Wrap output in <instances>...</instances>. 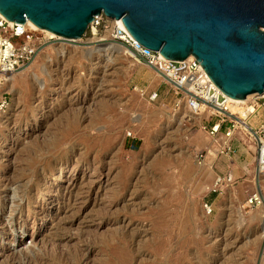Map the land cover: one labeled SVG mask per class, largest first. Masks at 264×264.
<instances>
[{
	"label": "rangeland",
	"instance_id": "obj_1",
	"mask_svg": "<svg viewBox=\"0 0 264 264\" xmlns=\"http://www.w3.org/2000/svg\"><path fill=\"white\" fill-rule=\"evenodd\" d=\"M102 17L96 39L92 26L78 39L33 30L35 57L4 86L0 264H264L252 142L236 136L210 157L204 117L177 106ZM107 45L122 50H97Z\"/></svg>",
	"mask_w": 264,
	"mask_h": 264
},
{
	"label": "water",
	"instance_id": "obj_2",
	"mask_svg": "<svg viewBox=\"0 0 264 264\" xmlns=\"http://www.w3.org/2000/svg\"><path fill=\"white\" fill-rule=\"evenodd\" d=\"M0 13L68 39L104 13L169 59L196 56L228 96L264 94V0H0Z\"/></svg>",
	"mask_w": 264,
	"mask_h": 264
},
{
	"label": "built area",
	"instance_id": "obj_3",
	"mask_svg": "<svg viewBox=\"0 0 264 264\" xmlns=\"http://www.w3.org/2000/svg\"><path fill=\"white\" fill-rule=\"evenodd\" d=\"M103 21L102 13L95 15L93 25L99 28ZM112 38L125 48L126 53L140 63L155 70L167 82L178 98L177 106L185 104L188 113L194 118L204 117L203 128L217 142L221 152L231 153V141L243 135L254 147L256 168L259 176L264 174V94H255L246 103L235 105L232 99L221 91L211 80L201 61L194 55L183 60L165 57L160 51L152 50L137 39L124 27L111 25ZM27 38V42L16 40ZM34 32L23 24H9L0 15V85L19 68L28 64L37 53L33 41ZM146 94V93H143ZM150 100L158 97L157 92L147 93ZM10 101L6 93L0 94V122L8 110ZM1 125V124H0ZM132 136L128 132L127 137ZM209 153V152H208ZM199 161L204 154L200 153ZM231 178L218 176L216 186ZM262 202L260 193H254L249 203ZM208 205H206L207 207Z\"/></svg>",
	"mask_w": 264,
	"mask_h": 264
},
{
	"label": "bare ground",
	"instance_id": "obj_4",
	"mask_svg": "<svg viewBox=\"0 0 264 264\" xmlns=\"http://www.w3.org/2000/svg\"><path fill=\"white\" fill-rule=\"evenodd\" d=\"M0 15L3 17V18H5L8 22H9V24H13L14 22L12 21V20H10V19H8L6 16H4L2 13H0ZM112 20V25H115V24H118V25H120V26H122V27H124L127 31H128V29L126 28V26L124 25V23H123V21H122V19H117V18H115V19H111ZM94 23L93 22H91L90 23V25H89V28H91V26H92V32H93V34H94V38L96 39L97 37H99L101 34H100V30H99V28L97 27V26H95V25H93ZM25 26L28 28V29H30V30H44V31H46L49 35H51L52 37H54L55 35H54V32H51V31H49V30H47V29H43V28H41V27H39L38 25H36L35 23H33L31 20H29V19H27V21L25 22ZM107 29V28H106ZM109 29V28H108ZM110 31H111V28L109 29ZM109 30H107L108 32H110ZM104 34V33H103ZM105 35V34H104ZM57 36V35H56ZM103 36V35H102ZM92 37V38H93ZM101 38V37H100ZM100 38H98V39H100ZM108 44V43H107ZM113 44V43H112ZM117 45V44H116ZM116 45H107V47L105 46H103L104 47V49H102L101 47L99 48V49H97V48H95V49H97L98 51H100V50H112V49H118V50H122V48L121 47H117ZM109 46V47H108ZM93 49H94V47H93ZM93 49H91V50H93ZM125 50V49H124ZM94 51H96V50H94ZM98 51H97V53H98ZM119 51V52H120ZM60 52V51H59ZM95 53V52H94ZM121 53V52H120ZM123 54V53H122ZM49 55V54H48ZM102 55V54H101ZM44 57V56H43ZM87 57V56H86ZM130 57H132L131 55H130ZM132 58H134V57H132ZM47 60H49V58L47 59ZM134 60H135V58H134ZM134 63V62H133ZM44 64V63H43ZM131 64V63H130ZM136 64V63H135ZM133 65V64H132ZM44 66H48L47 64L46 65H44ZM44 66H42V69H44L45 70V67ZM47 69V68H46ZM51 70V69H50ZM46 71V70H45ZM44 71V72H45ZM60 72V71H59ZM32 73V72H31ZM14 75V74H13ZM10 76V77H8V78H6V80L4 81V83H2L1 85H0V94L2 93V92H4V91H6V89H4V86L5 85H7V84H9V82L12 80V78L14 77V76ZM26 75V74H25ZM36 77V76H35ZM34 78V77H33ZM23 79V78H22ZM15 80V79H14ZM20 83V82H19ZM12 89H13V87H12ZM255 94L253 93V94H249L246 98H244V99H235V98H232V97H230L231 99H232V101L235 103V105H240V104H243V103H246V102H248L249 100H251V98L254 96ZM37 105V104H36ZM38 106V105H37ZM35 109H34V113H36V107H34ZM187 109V108H186ZM7 115H8V111H6L5 112V114L2 116V119H1V123H4L5 122V119H6V117H7ZM191 115V114H190ZM192 117H194L193 115H191ZM197 120V119H196ZM18 138V137H17ZM211 140V139H210ZM209 140V141H210ZM208 141V142H209ZM212 143V141L209 143V144H211ZM33 145V144H32ZM211 146V145H210ZM218 148H220V146L217 144V143H213V145H212V148H210V151H209V155H210V157L211 156H213V155H216L218 152H217V150H218ZM220 151V150H219ZM208 155V156H209ZM212 158H214V157H212ZM216 158V157H215ZM209 160V159H208ZM213 161V160H212ZM211 161V162H212ZM64 163H62V164H60L59 165V168L57 169V171H56V173L54 174L55 176H54V180H56V181H58V180H60L61 178H63V171H64V167L66 166V165H63ZM207 164H208V162H207ZM203 165V164H202ZM57 167V166H56ZM207 167V166H206ZM263 176V175H262ZM215 178V177H214ZM215 179H217V177L215 178ZM214 180V179H213ZM212 182V181H211ZM42 184V183H41ZM46 184V183H45ZM215 184H216V180H215ZM212 185V184H211ZM210 186V185H209ZM211 187V186H210ZM216 187V186H215ZM212 188H213V186H212ZM42 189V188H41ZM51 189V188H50ZM48 196V195H47ZM48 198V197H47ZM12 199V198H11ZM14 202V201H13ZM32 207V206H31ZM10 208V207H9ZM13 210V209H12ZM14 211V210H13ZM261 212V211H260ZM12 213V212H11ZM262 215V214H261ZM256 219V218H255ZM262 219V218H261ZM260 219V220H261ZM262 222H264V221H262ZM8 224V223H7ZM12 227V226H11ZM15 227V226H14ZM119 234V233H118ZM23 262V261H22ZM33 262V261H32Z\"/></svg>",
	"mask_w": 264,
	"mask_h": 264
}]
</instances>
